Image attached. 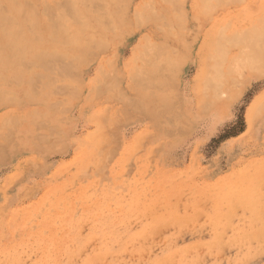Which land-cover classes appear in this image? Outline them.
<instances>
[{
	"label": "rangeland",
	"instance_id": "374dc122",
	"mask_svg": "<svg viewBox=\"0 0 264 264\" xmlns=\"http://www.w3.org/2000/svg\"><path fill=\"white\" fill-rule=\"evenodd\" d=\"M67 1L0 4V100L10 111L0 127V264H264V94L243 134L250 96L231 98L228 110L217 105L214 122V113L190 121L168 46L158 59H137L136 84L115 64L105 70L85 93L93 108L79 116L81 69L107 50L95 33L123 28L104 15L107 0ZM185 1L147 0L141 24H154L164 7L159 25L170 36ZM224 1L207 6L214 12ZM114 2L120 14L129 4ZM230 26L212 40L209 78L237 91L247 57L264 52V28L253 24L247 41ZM8 78L21 82L18 100ZM229 89L205 94L227 103Z\"/></svg>",
	"mask_w": 264,
	"mask_h": 264
},
{
	"label": "crops",
	"instance_id": "0c3cea01",
	"mask_svg": "<svg viewBox=\"0 0 264 264\" xmlns=\"http://www.w3.org/2000/svg\"><path fill=\"white\" fill-rule=\"evenodd\" d=\"M146 1L147 0H129V4L124 3L125 5H123L122 15L117 12L119 9L114 0L106 1L107 14L105 13V15H108V18H110L111 21H114V17H116L117 22L122 21L123 29H118L115 33L111 31L106 34L104 32H100V30L96 31V41L99 40L106 43L107 50L102 54H97L95 56L96 58H93L91 61L90 66L86 63L87 65L81 69L82 81L83 83L85 81V84L83 85L82 91L74 103V106L77 104L80 105L79 116L83 115L89 107L93 108L95 99L91 96L85 97V93L89 90H87L89 86L91 87V92L94 90V88L98 85L97 83L101 81V76H103L102 74L105 70L108 71L110 67L111 69H114L115 64L122 80H124V83H127L128 85L133 84L135 80H132V78L135 79V77L132 70L137 65V58L140 59V57H142L144 50L149 51V53L145 51L147 54H150L151 52L152 56L154 54L157 55V52H159V56L157 55L155 57L157 59L162 57V49H164V46H169V52L171 51V55L174 59V67H176L175 73L178 78V89L180 92L178 102L183 104L186 110L187 118L190 119V121L194 120L195 122H198L200 119L205 120L206 116L214 113L212 117V122H214L216 117L221 118L216 112L218 106L222 108L225 107L228 110L231 98L250 96V103L245 113V129L240 130V134L245 133L249 126V111L253 105L258 102L257 100L259 95L264 94V73L262 72L260 74L261 70L264 71V66L262 65L260 67L257 65V63H259V57L264 59V52L262 51V55H259L260 49H255L252 56L247 57L251 60V62H245L244 65H242L243 70L240 72L242 78L240 80L239 90H237L238 92L235 91V89L230 90L229 88H222V81L221 83L217 82V86L214 88L212 87L213 90L216 88V90L223 92L222 90L229 89L230 93H232V97L228 99L227 103L225 102V98H218L212 104L211 101H209L211 95L205 94L207 79H209V75L211 74V43L215 38L217 31H220L223 26L229 23L232 30H239L244 39L248 41V38L253 35V31L251 29L253 24H257L258 28L261 26V28H264V0H244L242 4L233 5L219 4L218 8H216L214 12L209 10V7L207 6L208 0H202L203 4L201 3V0H186L185 4H182L180 7L183 11V19L181 17L182 21L180 20L181 22L178 23L175 18L171 21L172 31L170 32V36L164 34L159 25V22L162 21L160 19L164 16V7L156 6L155 12L157 13L154 18L157 20L154 24L144 23L140 24L141 26L138 25V23H142L144 21L141 12L144 10ZM203 1L206 2V4H204ZM162 2L163 1H161L160 4H163ZM173 2L175 4L176 0H173ZM126 9L130 10V13L127 15L125 14ZM84 15H86V13L83 12V16ZM138 17H140L139 20L137 19ZM141 17L143 20H141ZM259 24H261V26ZM255 32H257V30H255ZM71 40L73 41L72 37ZM145 42L147 43V46L145 45ZM261 42L264 45L263 39ZM152 44L155 47L153 46L154 48L149 50L150 47L152 48ZM156 46L159 48L157 49L159 51L155 50L157 48ZM160 48L162 53L160 52ZM51 50L48 52L46 51L48 54L43 57L53 55L52 53H54L55 50ZM154 50L157 52H154L153 54ZM83 55L84 54L76 56L82 58L83 61ZM150 71L149 74L146 72L149 76L148 79L152 74V70ZM154 73L157 75V72ZM8 79L12 80L13 78ZM211 80L212 79H210V83ZM12 81L14 82V85L16 82L18 85H21L19 79H14ZM16 85L14 86L15 90L17 88ZM209 87H211V85ZM212 88H208V90H212ZM129 89L134 90L135 88L130 87ZM18 90L19 89L16 90L15 95H12L13 99L18 100L19 97H21V94L17 93ZM211 90L209 91L212 92ZM229 96H231V94ZM212 105L214 106V110L211 109ZM26 107H29V105ZM26 110H29V108ZM9 113L10 111L8 106L7 104L5 105L3 101V103L0 104V119L5 118L6 115H9Z\"/></svg>",
	"mask_w": 264,
	"mask_h": 264
},
{
	"label": "bare ground",
	"instance_id": "6f19581e",
	"mask_svg": "<svg viewBox=\"0 0 264 264\" xmlns=\"http://www.w3.org/2000/svg\"><path fill=\"white\" fill-rule=\"evenodd\" d=\"M55 1H56V0H55ZM63 1H64V0H63ZM70 1H71V2H70ZM73 1H74V0H69V2H68V1H67V2L70 3V4H74V5H75L76 2L74 3ZM76 1H77V3H79V4L81 3V4H83V5H84V4H87V3H88V4H91V2L88 1V0H76ZM91 1H94V3H96V1H97L98 3H101L100 0H91ZM180 1H181V0H180ZM180 1L178 0V2H177V0H176V3H175V4H181ZM204 1H205V0H204ZM204 1H203V2H204ZM227 1H228V2H227ZM227 1H224V2H227L226 4H233V3H234V2L230 3V2H231L230 0H227ZM232 1H234V0H232ZM238 1H239V0H238ZM241 1H242V0H241ZM243 1H244V0H243ZM67 2H66V3L62 2V3H63V4H68ZM89 2H90V3H89ZM174 2H175V1H174ZM174 2H173V0H172V8H174V6H173ZM182 2H183V1H182ZM220 2H221V1H220ZM31 3H32V0H0V4H31ZM57 3L59 4V2H57ZM160 3H161V2H160ZM165 3H166V2H165ZM167 3H168V1H167ZM201 3H202V0H201ZM208 3H210V2L207 1V4H208ZM238 3H239V2H238ZM47 4H48V3H47ZM53 4H54V3H53ZM169 4H171V3H169ZM202 4H203V3H202ZM204 4H206V2H204ZM210 4H211V3H210ZM218 4H220V3H218ZM223 4H224V3H223ZM74 5H73V6H74ZM92 5H93V4H92ZM103 5H104V4H103ZM32 6H33V5H32ZM73 6H72V7H73ZM99 6H100V5H99ZM146 6H147V8H148V6L150 7V5H145V7H146ZM153 6H154V5H153ZM105 7H106V5H105ZM117 7H118V6H117ZM98 8H99V7H98ZM101 8H102V7H101ZM103 8H104V7H103ZM115 8H116V7H115ZM3 9H5V8H3ZM75 9H76V8H75ZM148 9H149V8H148ZM150 9H151V8H150ZM150 9H149V10H150ZM1 10H2V9H0V11H1ZM6 10H7V9H6ZM34 10H35V9H34ZM48 10L50 11V9H48ZM151 10H152V9H151ZM172 10H173V9H172ZM3 11H4V10H3ZM7 11H8V10H7ZM7 11H6V12H7ZM99 11H102V10H99ZM147 11H148V10H147ZM154 12H155V11H154ZM1 13H2V12H1ZM4 13H5V11H4ZM4 13H3V14H4ZM96 13H97V12H96ZM105 13L107 14L106 11H105ZM105 13H104V15H105ZM136 13H138V12H136ZM101 14H102V13H101ZM9 15H10V14H9ZM9 15H8V16H9ZM121 15H122V14H121ZM142 15H143V14H142ZM147 16H148V15H145V17L143 16L144 19H145ZM152 16H156V14H155V15H152ZM11 17H12V16H11ZM119 17H120V16H119ZM126 17H127V16H126ZM157 17H159V16H157ZM4 18H5V16H4ZM12 18H13V17H12ZM159 18H160V17H159ZM159 18H158V19H159ZM163 18H164V17H163ZM13 19H14V18H13ZM107 19H108V15H107ZM137 19L139 20L140 17H138ZM150 19H151V18H149L148 20H150ZM4 20H5V19H4ZM135 20H136V19H135ZM138 20H137V21H138ZM141 20H143L142 17H141ZM145 20L147 21V18H146ZM156 20H157V19H155L154 21H156ZM1 21H3V20H1ZM6 21H7V18H6ZM6 21H4L3 23H5ZM146 21H145V22H146ZM10 22H11V25H12V21H11V19H10ZM44 22H45V21H44ZM58 23H60V22H58ZM111 23H112V21H111ZM134 23H135V21H134ZM7 24H8V23H7ZM26 24H27V23H26ZM140 24H141V23H138V25H140ZM28 25H29V24H28ZM106 25H107V24H106ZM126 26H127V25H126ZM140 26H141V25H140ZM0 27H2V26H0ZM112 30H113V29H112ZM130 32H131V31H130ZM4 33H5V32H4ZM124 33H125V32H124ZM149 38H150V37H149ZM149 38H147V39H149ZM144 39H146V38H144ZM144 39H143V40H144ZM97 42H100V41L98 40ZM101 42H102V41H101ZM146 42H147V41H146ZM146 42H145V45L147 44ZM96 44H97V43H96ZM98 45H99V44H98ZM145 45H144V46H145ZM148 45H150V44H148ZM96 46H97V45H96ZM146 46H147V45H146ZM153 46H154L153 44H152V48L149 46V47H150L149 50H151V49H153V48L155 47V46H154V47H153ZM100 47H101V46H100ZM100 47H99V48H100ZM156 47H157V46H156ZM159 47H160V46H159ZM162 47H163V46H162ZM162 47H161V48H162ZM164 47H165V46H164ZM101 48L103 49V46H102ZM101 48H100V49H101ZM145 48H146V47H145ZM161 48H160V52L162 53ZM96 49H97V47H96ZM147 49H148V48H147ZM157 49H159V48L157 47L155 50H157ZM171 49H172V48H171ZM155 50L153 51V54H154V52L156 53L157 51H159V50H157V51H155ZM162 50H163V49H162ZM145 51H147V50H144V52H145ZM41 52H43V51H41ZM47 52H48V51H47ZM147 52L149 53V51H147ZM165 52H166V51H164V53H165ZM158 53H159V52H157V55H158ZM142 54H143V53H142ZM55 55H56V54H55ZM55 55H54L53 57H55ZM60 55H61V54H60ZM139 55H140V54H139ZM150 55H151V52H150ZM154 55H155V56H154ZM154 55H153L154 57L157 56L156 54H154ZM160 55H161V54H160ZM147 56H148V55H147ZM158 56H159V55H158ZM166 56H167V55H166ZM36 57H37V56H36ZM38 57L40 58L41 56L38 54ZM42 57H43V56H42ZM56 57H58V56L56 55ZM77 57H78V56H77ZM144 57H145V56H144ZM144 57H143V58H144ZM43 58H44L43 60H45L46 57H43ZM48 58H49V57H48ZM59 58H60V57H59ZM63 58H64V56H63ZM71 58H72V57H71ZM140 58H141V57H140ZM159 58H160V57H159ZM23 59H24V58H23ZM40 59H41V58H40ZM40 59H39V60H40ZM53 59H54V58H53ZM53 59H51V60H53ZM66 59H68V58H66ZM74 59H75V58H74ZM78 59H79V58H78ZM137 59H138V58H137ZM157 59H158V58H157ZM49 60H50V59H49ZM51 60H50V62H51ZM23 61H24V60H22V62H23ZM45 61H46V60H45ZM55 61H56V58H55ZM79 61H80V60H79ZM147 61H148V59H147ZM24 62H25V61H24ZM24 62H23V63H24ZM43 62H44V61H43ZM46 62H47V61H46ZM50 62L48 63L49 65H51ZM58 62H59V60H58ZM143 62H144V61H143ZM16 63H17V62H16ZM51 63H52V62H51ZM54 63H55V62H54ZM112 63H113V62H112ZM135 63H136V62H135ZM34 64H35V63H34ZM44 64H45V63H43L42 65H44ZM61 64H62V63H61ZM140 64H141V63H140ZM154 64H155V63H154ZM18 65H19V64H18ZM21 65H22V64H21ZM45 65H46V64H45ZM52 65H53V64H52ZM52 65H51V66H52ZM68 65H69V64H68ZM32 66H33V65H32ZM64 66H65V65H64ZM22 67H23V66H22ZM53 67H54V66H53ZM60 67H61V66H60ZM60 67L58 66V69L54 67L53 69H57V70H59ZM157 67H158V66H157ZM161 67H162V66H161ZM24 68H25V67H24ZM28 68H29V67H28ZM28 68H27V70H28ZM48 68H50V67H48ZM71 68H72V67H71ZM71 68H70V66H69V69H71ZM159 68H160V67H159ZM159 68H158V69H159ZM44 69H46V68H44ZM73 69H74V66H73ZM112 69H113V68H112ZM163 69H164V68H163ZM62 70H63V69H62ZM67 70H68V69H67ZM76 70H77V69H76ZM157 71H158V70H157ZM163 71H164V70H163ZM254 71H255V70H254ZM257 71H258V70H257ZM63 72L66 73V71H64V70H63ZM63 72H62V73H63ZM137 72H138V71H137ZM140 72H141V71H140ZM150 72H151V71H150ZM262 72L264 73V71L261 70L260 74H261ZM51 73H53V72H51ZM56 73H57V72H56ZM59 73H61V72H59ZM59 73H58V74H59ZM104 73H105V72H104ZM141 73H142V72H141ZM148 73H149V71H148ZM67 74H68V72H67ZM159 74H160V73H159ZM258 74H259V73H258ZM63 75H64V74H63ZM160 75H161V74H160ZM210 75H211V74H210ZM210 75H209V77H210ZM220 75H221V74H220ZM132 76H133V74H132ZM138 76H139V74H137V77H138ZM140 76H141V75H140ZM169 76H170V75H169ZM207 76H208V75H207ZM101 77L103 78V80L105 79V77H103V76H101ZM142 77H143V76H142ZM142 77H140V78H142ZM144 77H145V76H144ZM148 77H149V76H148ZM150 77H151V76H150ZM162 77H163V76H162ZM164 77H165V76H164ZM213 77H214V76H213ZM97 78H98V77H97ZM138 78H139V77H138ZM52 79H53V78H52ZM54 79H55V78H54ZM54 79H53V80H54ZM170 79H171V78H170ZM210 79H212V80H211V83H210ZM31 80H32V78H31ZM37 80L40 81L39 79H37ZM132 80H135V79L132 78ZM208 80H209V81H208ZM99 81H100V80H99ZM111 81H113V80H111ZM116 81H117V80H116ZM217 81H219V80H217ZM15 82H16V81H15ZM118 82H119V81H118ZM151 82H152V81H151ZM19 83H20V82H19ZM56 83H57V82H56ZM96 83H97V82H96ZM100 83H103V82H99V83H98V86H96L97 88L99 87V84H100ZM132 83H133V82H132ZM155 83H156V82H155ZM218 83H221V80H220ZM16 84H17V82H16ZM16 84H15V85H16ZM107 84H108V83H107ZM113 84H114V83H113ZM134 84H135V82H134ZM139 84H140V83H139ZM147 84H148V83H147ZM150 84H151V83H150ZM159 84H160V83H159ZM163 84H164V83H163ZM208 84H209V85H208ZM32 85H33V84H32ZM53 85H54V84H53ZM103 85H105V84H103ZM115 85H117V84H115ZM207 85H208V86H207ZM207 85H206V86H207L208 88H212V87L214 88V87H216V86H217V82L215 81V78H209V79H207ZM210 85H211V87H209ZM16 86H17V88H18V86H20V85L17 84ZM57 86H58V85H57ZM100 86H101V85H100ZM136 86H138V84H137ZM145 86H146V85H145ZM158 86H160V85H158ZM112 87H113V86H112ZM116 87H117V86H116ZM160 87H161V86H160ZM165 87H166V86H165ZM38 88H39V86H38ZM143 88H144V87H143ZM145 88H146V87H145ZM152 88H153V87H152ZM202 88H204V87H202ZM208 88H206V89L208 90ZM213 88H212V90H211V89H209V90H211V91L214 92V91L216 90V88H215L214 90H213ZM108 89H109V88H108ZM34 90H35V88H34ZM57 90H59V89H57ZM94 90H95V89H94ZM144 90H146V89H144ZM54 91H55V90H54ZM113 91H114V90H113ZM34 92L36 93V91H34ZM57 92H59V91H57ZM17 93H19V92H17ZM37 93H38V92H37ZM59 93H60V92H59ZM62 93H63V92H62ZM91 93H92V92H91ZM147 93H148V92H147ZM0 94H1V91H0ZM33 94H34V93H33ZM38 94H39V93H38ZM17 95H18V94H17ZM95 95H96V94H95ZM122 95H123V94H122ZM122 95H120V96H122ZM0 96H1V95H0ZM2 96H3V93H2ZM125 96H126V95H124V97H125ZM28 97H29V96H28ZM95 97H96V96H95ZM116 97H117V96H116ZM96 98H97V97H96ZM1 100H2V99H1ZM1 100H0V104L3 103V100H2V103H1ZM121 100H122V99H121ZM132 100H133V99H132ZM127 101H128V100H127ZM4 103H5V102H4ZM58 103H59V102H58ZM128 103H129V102H128ZM132 104H133V103H132ZM136 104H137V103H136ZM140 104H141V102H140ZM51 105H52V104H51ZM55 105H56V103H55ZM142 106H143V105H142ZM51 107H52V106H51ZM140 107H141V105H140ZM55 108H56V107H55ZM55 108H54V109H55ZM58 108H59V107H58ZM137 109H138V108H137ZM140 109H141V108H140ZM142 109H143V108H142ZM144 109H145V108H144ZM144 109H143V110H144ZM135 110H136V109H135ZM143 110H142V111H143ZM257 110H258V109H257ZM138 111H139V110H138ZM36 115H39V114H36ZM63 118H64V117H63ZM95 118H96V117H95ZM3 122H4V121H2V119H0V127L4 124ZM2 123H3V124H2ZM101 124H102V123H101ZM53 128H54V127H53ZM52 131H53V130H52ZM53 139H54V138H53ZM58 140H59V139H58ZM63 142H64V141H63ZM53 143H54V142H53ZM59 143H60V142H59ZM54 144H56V143H54ZM54 144H53V145H54ZM0 152H1V151H0ZM3 158H4V155H3V151H2V153L0 154V163H1V161H3ZM1 159H2V160H1ZM2 163H3V162H2ZM84 174H85V173H84ZM85 175H87V174H85Z\"/></svg>",
	"mask_w": 264,
	"mask_h": 264
}]
</instances>
